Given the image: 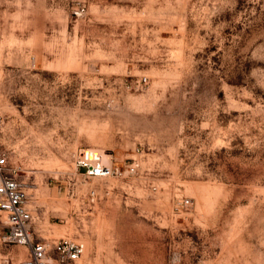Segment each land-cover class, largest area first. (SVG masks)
<instances>
[{"label": "rangeland", "instance_id": "374dc122", "mask_svg": "<svg viewBox=\"0 0 264 264\" xmlns=\"http://www.w3.org/2000/svg\"><path fill=\"white\" fill-rule=\"evenodd\" d=\"M0 115L38 240L79 264H264V0H0ZM88 149L134 172L86 179Z\"/></svg>", "mask_w": 264, "mask_h": 264}, {"label": "built area", "instance_id": "2783aa9c", "mask_svg": "<svg viewBox=\"0 0 264 264\" xmlns=\"http://www.w3.org/2000/svg\"><path fill=\"white\" fill-rule=\"evenodd\" d=\"M142 81L145 83V78ZM1 123L0 115V126ZM73 167L75 173L86 179L119 178L134 172L133 166H115L103 160L96 152H91V157L86 158L84 151L75 155ZM20 171L6 153H0V213L4 215L7 224L3 241L27 249L28 259L21 264H78L85 250L82 242L64 238L49 247L45 241L38 240V234L32 227L31 210L27 208L28 194L19 176Z\"/></svg>", "mask_w": 264, "mask_h": 264}, {"label": "bare ground", "instance_id": "6f19581e", "mask_svg": "<svg viewBox=\"0 0 264 264\" xmlns=\"http://www.w3.org/2000/svg\"><path fill=\"white\" fill-rule=\"evenodd\" d=\"M101 137V136H100ZM91 138L93 139V141H101V138H94V135H91ZM91 152H96V153H98V151L97 150H95V149H88V150H84V156L86 157V158H90L91 157ZM100 152V151H99ZM99 154V153H98ZM102 158H104L105 160H106V157H107V155H105V154H102ZM103 159V160H104ZM94 179H98V178H94ZM27 208L28 209H30L29 208V205H28V202H27ZM31 210V209H30ZM6 220V219H5ZM84 244V243H83ZM28 252V251H27ZM84 252H85V250H84ZM84 254V253H83ZM83 256V255H82ZM82 258V257H81ZM80 258V259H81ZM26 261V260H25ZM80 261V260H79ZM79 261H78V264H79Z\"/></svg>", "mask_w": 264, "mask_h": 264}]
</instances>
